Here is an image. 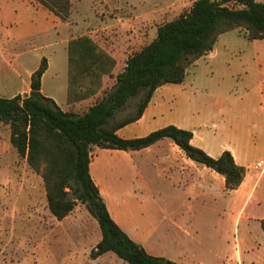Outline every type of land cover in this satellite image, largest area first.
Wrapping results in <instances>:
<instances>
[{"label": "rangeland", "instance_id": "374dc122", "mask_svg": "<svg viewBox=\"0 0 264 264\" xmlns=\"http://www.w3.org/2000/svg\"><path fill=\"white\" fill-rule=\"evenodd\" d=\"M73 1L72 20L75 22L74 30L77 29L76 35L92 31L102 36L109 32L125 33L126 36L134 34L138 40L131 39L128 42L133 53L153 41L159 26L187 12L193 2L85 0V4L80 5L79 0ZM257 1L264 3V0ZM20 3L17 0L0 3V13H13ZM229 6L237 8L234 4ZM1 33L0 30V49L5 44ZM218 49L222 50L223 57L215 62H202V73H198V88L205 97L196 102L195 110L198 113L200 107L201 116L214 100L227 106L229 100L241 96L258 84L255 60L264 50V40L250 41L246 39L245 31L238 29L225 34ZM0 63L4 64L3 57ZM34 65L36 62L29 63V68ZM7 85L0 75L2 98L9 95L5 92ZM169 94L175 99L172 102L171 97L167 98L175 112L173 118L180 119V90L173 89ZM255 96L253 94L251 101L243 103L239 109L238 119L241 122L243 118V129H252L261 120L260 103ZM138 101L139 98L131 99L127 107L117 113L116 118L121 120L133 113ZM193 111L191 109L190 113ZM208 115L215 118L213 121L218 119L212 112H208ZM9 138V126L0 122V264H54V251L58 255H71L81 249L90 251L95 240L87 248L82 244L87 243V240H78L72 245V251L63 245H54L62 237L82 239L85 235L97 234L101 238L99 224L83 206L84 209L76 208L75 213L65 222V227L60 225V221L48 209L43 179L29 169L26 161L20 159L11 147ZM235 142L241 144L244 141L235 138ZM228 143L234 144V140L223 135L216 144ZM102 150H93L92 155L99 161L97 170L102 175L99 185L109 199L113 218L118 220L115 205L118 203L119 209L130 212L131 223L147 229L158 225V232L151 242L156 252L167 253L174 259H180L183 264H264V232L260 224L245 219L235 226V216L225 211L228 202L220 190L206 197L196 196L191 188L196 187L199 180L190 171L181 175L180 168L171 176L165 175L159 172L161 166H133V160L146 158L145 155H131L119 150L105 153ZM165 151L162 149L151 157L162 158ZM106 171H109L108 174ZM14 173L23 178L27 176L25 182L22 179L19 182H7L6 174ZM71 224L78 225L79 230H66ZM86 224L87 231L84 228Z\"/></svg>", "mask_w": 264, "mask_h": 264}, {"label": "trees", "instance_id": "16d2710c", "mask_svg": "<svg viewBox=\"0 0 264 264\" xmlns=\"http://www.w3.org/2000/svg\"><path fill=\"white\" fill-rule=\"evenodd\" d=\"M63 22L71 15L72 0H37ZM234 4L237 8H231ZM245 31L250 41L264 40V3L257 0H196L178 18L157 29L156 38L127 61L115 86L87 112L63 111L41 92L48 69L46 58L32 74L31 92L7 99L0 97V122L10 128V144L29 169L43 179L48 209L58 221L82 205L98 222L102 238L91 251L96 259L108 252L127 264H179L150 255L112 218L106 201L90 174L93 148L140 151L169 139L193 162L222 176L227 191L237 190L246 168L226 150L213 158L192 144L191 131L169 125L150 134L124 139L118 131L139 121L157 89L180 85L188 70L213 51L219 37L233 30ZM68 102L84 100L98 92L102 77L111 74L115 60L88 36L69 43ZM139 98L135 111L118 120L131 99ZM73 199H69L70 195ZM264 231V219L260 221Z\"/></svg>", "mask_w": 264, "mask_h": 264}, {"label": "crops", "instance_id": "0c3cea01", "mask_svg": "<svg viewBox=\"0 0 264 264\" xmlns=\"http://www.w3.org/2000/svg\"><path fill=\"white\" fill-rule=\"evenodd\" d=\"M8 1L0 0V3L4 4ZM17 1H21L22 3L19 4L17 10L13 13H0V30L3 33L1 37L5 39L4 47L0 49L1 55L4 58V64L0 63V75L9 84L7 85L8 89L5 90L9 95H4V98L11 99L18 95L23 97L29 95L31 92L32 74L39 68L41 60L46 58L48 61V69L41 81L42 94L54 100L65 112H72L78 115L84 114L90 107L102 99L105 92L115 86L117 75L123 72L128 59L134 54L133 49L131 50L129 47L130 40H138V38H135L133 36L134 34L131 37L126 36L125 33L120 34L119 32H109L103 36L97 34L95 31L76 35L77 29L74 30L76 27L75 22L72 20L73 0L68 22H63L37 0ZM79 1L80 5L85 4V0ZM195 1L193 0L192 5ZM29 6L31 7L29 8ZM224 35L219 37L213 51L200 58L188 70L186 79L182 84L165 85L157 89L143 117L139 121L120 129L118 135L124 139L140 138L169 125H175L178 128L193 132L194 138L192 144L195 147L203 149L213 158H219L226 150L230 151L237 164L245 167L247 170L242 185L234 191H227L225 180L222 176L187 158L185 153L169 139L161 140L147 149L130 151L129 153L131 155L146 156V158L133 160L131 163L134 167L145 166V164L155 165V167L161 166L162 169L159 172L165 175L169 174L170 176L180 168L182 170L180 171L181 175L187 171H190L192 175L193 173L196 174L199 181L196 187L191 188V192L196 196L206 197L220 190L228 202L225 211L235 216V226L237 224L239 225L245 219L248 221L253 220L260 224V221L264 219V50L259 54L258 59L255 60L256 73L259 80L254 88L247 90L241 96H236L229 100L227 106L220 105L217 100H214L212 104H209L204 109L203 116H201L200 107L198 113L195 110V107L197 108L196 102H199L200 99L202 100L205 97L202 90L198 88V81L200 80L198 73H202V62H215L223 57L222 50L218 49V45ZM81 36L90 37L116 63L111 74H105L102 77V85L98 92L84 100L69 103V43ZM48 50L51 51L47 53ZM31 62H36V65L29 68V63ZM169 86H173L174 88H168ZM173 89L180 90V119L177 117L173 118L175 112L172 110L169 99L167 100L168 97L172 96V94L167 95V93ZM253 94L256 95L255 99L257 98L260 103L261 120L259 125L254 126L252 129H243L241 125L243 118L241 122L238 119L239 109L243 103H249L251 101ZM171 98L172 102H174L175 99L173 97ZM191 109L196 111V114L194 111L190 113ZM208 112L217 115L218 119L213 121L215 118L212 116L209 117ZM223 135L232 138L234 144L217 145L216 143ZM235 138L244 142L238 144L235 142ZM162 149L166 150L164 157H151ZM93 150L97 152L100 149L94 147ZM102 151L105 153H114V150L103 149ZM98 165L99 161H97V157H93L90 164V174L106 201L111 214L109 199L105 195L101 185H99V179H102V175L97 170V168L99 169ZM108 172L106 171V174ZM26 177L23 178L22 175L19 176L15 173L13 175L6 174L5 176L7 182H19L21 179L25 182ZM32 188L35 189V186ZM29 190L32 191L30 188ZM115 205L118 220H115L111 214L112 218L134 241L141 244L150 255L167 257L174 262L183 264L180 259H174L167 253L156 252L153 249L151 242L154 241L153 236L158 232V225L155 228L148 229L143 226H137L135 223H131L129 211L126 212L123 209H119L118 203ZM76 208L84 209L83 206L80 207V205H77L70 215L60 221V225L66 224L65 222L75 213ZM78 227V225L71 224V227L67 226L65 229L77 228L79 230ZM86 227H88L87 224L84 225L87 231L88 228ZM62 238L58 242H54V245H63L68 247V249L71 248V251L72 245L78 240L85 239L88 241L87 243H82L84 248L91 246L93 240H95V243L91 246L90 251L86 249L76 250L71 255H58L54 251V264H127L114 253L111 255L112 252L103 254L96 259L90 257L91 251L100 242L102 236L100 238L97 234L94 236L89 234L88 236L85 235L82 239Z\"/></svg>", "mask_w": 264, "mask_h": 264}, {"label": "water", "instance_id": "95a60500", "mask_svg": "<svg viewBox=\"0 0 264 264\" xmlns=\"http://www.w3.org/2000/svg\"><path fill=\"white\" fill-rule=\"evenodd\" d=\"M74 198V196L71 194L70 196H69V199H73Z\"/></svg>", "mask_w": 264, "mask_h": 264}]
</instances>
